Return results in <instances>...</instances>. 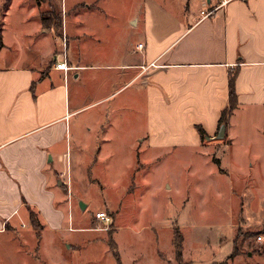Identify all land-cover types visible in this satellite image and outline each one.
<instances>
[{
	"label": "rangeland",
	"instance_id": "1",
	"mask_svg": "<svg viewBox=\"0 0 264 264\" xmlns=\"http://www.w3.org/2000/svg\"><path fill=\"white\" fill-rule=\"evenodd\" d=\"M49 2L61 14L62 32L57 35L41 25L50 38L38 40L43 35L37 34L40 14L47 15ZM4 6L0 0V24L14 46L3 43L0 53L23 57L16 62L39 60L47 68L52 65V56H45L49 43L56 55L65 54L71 43L72 55L78 41V46L84 44L78 47L79 60L99 62L93 80L84 76L79 81L82 105L112 90L123 74L105 67L111 65L118 42L123 41L120 56L131 42L132 58L140 55L135 44L144 41V20L154 22L153 30L167 32L175 27L171 15L185 24L187 13L201 14L192 0H12L7 11ZM134 16L138 25L129 21ZM76 29L78 39L70 34ZM135 97L123 109L117 108L115 97L82 108L78 117L84 128L87 182L79 181L76 191L70 174L63 176L65 193L73 194L67 198L72 210L61 204L64 218L58 229L41 222L28 207L25 224L14 216L15 228L0 232V264H177L174 230L182 235L185 262L264 264V104H238L222 138H215L217 127L199 146L167 150L135 135L147 121L142 97ZM129 153H136V170L130 171ZM119 183L128 188L117 202L113 188ZM82 200L84 209L78 206ZM100 211L109 222L94 217Z\"/></svg>",
	"mask_w": 264,
	"mask_h": 264
},
{
	"label": "crops",
	"instance_id": "2",
	"mask_svg": "<svg viewBox=\"0 0 264 264\" xmlns=\"http://www.w3.org/2000/svg\"><path fill=\"white\" fill-rule=\"evenodd\" d=\"M192 1L201 6L200 11L215 6L214 0ZM171 17L175 27L167 32L153 30L154 22L144 20V41L135 44L141 52L136 58L131 56L133 42L122 56L123 41L115 45L111 65L105 67L123 74L115 78L112 90L97 95L88 105H82L79 81L84 76L93 80L101 65L79 60L78 47L84 44L78 46L77 41L74 57V53L68 54L71 43L63 55L53 54L49 43L45 56H52V65L47 68L39 60L16 62L23 57L0 53V61H8L0 63V232L15 228L14 216L25 224V207L53 229H58L64 218L61 204L68 212L72 210L67 198L73 194L65 193L68 187L62 185V178L70 174L76 191L79 181L87 182L89 165L81 137L84 128L78 117L83 107L115 97L117 108L123 109L135 102V96L142 97L147 121L135 135L144 137L155 149L170 150L199 146L196 124L209 136L215 134L218 116L228 102L231 71H237L238 104H264V0H228L207 16L187 13L185 24L177 16ZM129 21L139 24L136 16ZM41 28L40 24L37 34L44 38L42 35L38 40L50 38ZM5 32L3 28V43L14 46ZM70 32L78 39L77 29ZM55 61H65L68 69L54 68ZM71 70H75L74 75ZM50 71L56 73L51 75ZM225 132L228 134V127ZM129 154L130 171L136 170V153ZM127 188L121 183L114 185L117 202L123 200L120 193ZM67 217L70 219L69 214Z\"/></svg>",
	"mask_w": 264,
	"mask_h": 264
},
{
	"label": "trees",
	"instance_id": "3",
	"mask_svg": "<svg viewBox=\"0 0 264 264\" xmlns=\"http://www.w3.org/2000/svg\"><path fill=\"white\" fill-rule=\"evenodd\" d=\"M44 0H36V3L42 2ZM10 3V0H5V9L8 7ZM49 10L46 11L47 15L44 13H41L40 19H41V25L44 29H52L57 31V35L61 34V28H62V19L60 12L56 11V7L54 6V3L49 2L48 3ZM2 25L0 24V48L2 47ZM236 70L231 71L229 74V81H228V102L226 105L221 109V112L218 116L217 125L218 128L221 124L225 125L226 128L228 127V120L230 115L232 114V111L238 104L237 94L235 91V77H236ZM196 131L198 133L199 139L203 141L208 134L206 133L204 127L201 125H196ZM29 208V207H28ZM29 210V209H28ZM33 212H29V219L32 223H34V219L32 216ZM35 218V217H34ZM182 235L179 233V231L174 230V236H173V242L172 245L174 246V261H176L177 264H191L189 262H185L182 260Z\"/></svg>",
	"mask_w": 264,
	"mask_h": 264
},
{
	"label": "built area",
	"instance_id": "4",
	"mask_svg": "<svg viewBox=\"0 0 264 264\" xmlns=\"http://www.w3.org/2000/svg\"><path fill=\"white\" fill-rule=\"evenodd\" d=\"M214 1H215V4H214L215 6L211 7L210 9L201 10L202 16H207V15H210L211 13L215 12L216 9L224 6L228 0H214ZM138 47L141 48V44H138ZM54 68L61 69V70H67L66 62L65 61H55ZM94 217L99 222L101 221L102 223H106V222L110 221V218L108 217V215L104 211H100V212L95 213ZM257 238L260 239L261 236H258Z\"/></svg>",
	"mask_w": 264,
	"mask_h": 264
},
{
	"label": "water",
	"instance_id": "5",
	"mask_svg": "<svg viewBox=\"0 0 264 264\" xmlns=\"http://www.w3.org/2000/svg\"><path fill=\"white\" fill-rule=\"evenodd\" d=\"M225 131H226V126L223 125V124H221L220 127L218 128V132H217V134L215 135V138H216V139H218V138H222V137L224 136V134H225ZM79 207H80L81 209H83V208L85 207V204H84L82 201H80V202H79Z\"/></svg>",
	"mask_w": 264,
	"mask_h": 264
}]
</instances>
